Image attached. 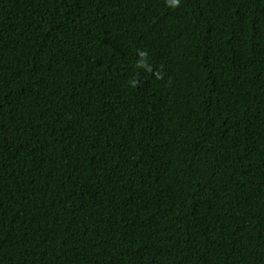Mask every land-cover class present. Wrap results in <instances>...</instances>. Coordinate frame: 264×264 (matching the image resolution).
Masks as SVG:
<instances>
[{
    "label": "trees",
    "instance_id": "obj_1",
    "mask_svg": "<svg viewBox=\"0 0 264 264\" xmlns=\"http://www.w3.org/2000/svg\"><path fill=\"white\" fill-rule=\"evenodd\" d=\"M0 264H264V0H0Z\"/></svg>",
    "mask_w": 264,
    "mask_h": 264
}]
</instances>
